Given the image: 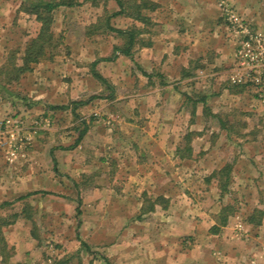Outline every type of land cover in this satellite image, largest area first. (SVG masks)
I'll list each match as a JSON object with an SVG mask.
<instances>
[{
    "label": "rangeland",
    "instance_id": "374dc122",
    "mask_svg": "<svg viewBox=\"0 0 264 264\" xmlns=\"http://www.w3.org/2000/svg\"><path fill=\"white\" fill-rule=\"evenodd\" d=\"M21 1L0 0V65L5 63L14 51H16V60L20 62L18 58L21 57L26 43L37 34L39 29L40 24L35 17L21 9ZM220 3L224 16L223 23L220 25V34H217L226 43L224 58L227 62L222 74L225 75L227 71V77L244 74L235 61L237 39L229 30L224 9L233 10L237 18L244 21L251 30L264 33V0H242L240 3H236L235 0H220ZM105 7L107 11L117 9L113 0H109L106 4L104 0H94V2L83 0L80 5L67 7L64 10L56 9L51 28L56 36L59 34L63 36L62 44L56 47L52 58H45L33 64L30 71L25 72L9 85L13 90L26 95L29 98L28 101L34 104L26 106L18 102L13 105L0 94V203L4 201L12 203L0 208V215L12 212L23 213L21 211L25 207V202L15 199L28 189L38 191L24 200L31 205L32 225H29L30 222L20 227L10 224L4 229V235L7 237L20 235L25 232L23 228L28 230L30 227V232L34 233L35 239L38 240L37 250L40 251V260H33L30 264L35 262L45 264V257L51 258L50 262L46 259V264H53V259L62 255L64 249H68L73 255L77 250L78 244L74 241V237L77 229L75 228L77 204L75 199L78 195L75 194L71 180L62 178V171L66 170L63 165L69 164L66 155L70 153L73 159H76V162L72 163L75 167L71 172L77 175L83 166L81 156L92 154L101 157L107 155L108 149H96L95 152L85 146L78 152H73L74 154L71 149L63 152V149H59L60 146L73 145L82 128L79 119L70 110H52L47 107L50 104L45 96L51 97L56 93H65L67 96L74 95V99L87 101L84 105L85 110L82 113L78 111L77 115H82V119L90 125L88 132H92L87 136L86 131L82 138H90L89 143L94 141L100 148V144L107 141L106 135L109 136L111 129L115 126L117 132L112 136L122 140L124 145L121 148L117 146L116 153L123 151L121 153L131 156L130 166L133 168L135 163L146 165L149 171L152 169L159 171L162 166L173 179L171 182L174 186L180 192L184 191L186 197H190L186 199L181 195L187 200V204L183 206L182 202H177V210L167 211L169 214L162 216L149 215L144 219L143 224H139L135 221L139 219V222L143 218H138L141 212L137 209L139 201L136 199L140 200V198L135 193L120 192L123 187L117 193L106 192L99 197L84 192L81 195L79 217L85 223L83 225L85 234H89L96 228L94 220L98 216L100 222L98 241L104 242L103 245L101 244L103 242H100L99 246H107L105 242L111 241V236H115L116 241L128 240L127 245L131 247L127 250L131 253L127 252L128 255H126V252L120 249L110 259L107 257L103 259L99 250H92L96 254L93 253L90 256L91 250L81 246L79 256L74 257L70 264H76L77 261L80 262L78 264H264V217L258 226H252L246 221L247 214L253 208L259 207L264 210V171L261 173L258 171L259 167L264 168V151H261L264 150V146L260 143L257 147L251 148L235 145L234 150H231L226 145L223 132L221 134V131L215 129L217 126L215 119L210 116H200L198 119L194 117L193 120H197L194 122L196 123L194 127L198 129L197 133L202 134L196 143L199 156L197 155L190 164L181 163L177 166V163L167 160L162 163L163 165L157 163V167L151 166L150 162L156 160V156H147L143 152L144 146L137 144L133 147L131 144L137 138H141L145 143L153 141L145 147L148 154L150 152L167 154L165 157L171 158L169 153L172 149L167 150L166 146H159L155 142L156 139H160L162 143L171 141L173 137L170 129L162 133L157 128L156 109L160 105L159 97H155L153 93L150 98H145L143 96L145 86L140 88L138 82L133 83L134 77L139 75L138 71H135L137 67L131 68L132 73L126 72L122 69L124 62L116 63L115 69L112 70L113 76L109 77L111 81H108L115 86L111 91L90 71L91 59L109 55L110 52L112 53V45L120 42V39L113 34L89 37L82 33L85 23H89L97 14H103ZM112 22L116 26L123 27L129 25L131 21L128 17L118 16ZM64 28L69 29L66 34H63ZM138 55L134 53V56L138 57ZM117 67L119 71H115ZM202 78L204 82L202 79L201 81L196 79L192 89L200 92L204 87V91L208 89L216 93L218 82L209 83L205 81V77ZM243 83L247 85L240 92L241 98L235 100L230 98L227 93L229 90L226 88L224 96L211 98L208 101L214 109H218V113H231L230 121L235 127V130L230 133L231 137L244 135L255 139L264 138V125H258L261 119L264 120V73L258 82L245 76V81L240 84ZM97 85L101 88H96ZM148 86L146 85L147 89ZM199 92L192 93L193 99L196 100L199 97ZM139 93L143 95L140 96ZM68 99L70 101V98ZM54 102H60V99H55ZM192 105L188 101L189 112ZM174 118L169 119L171 127L173 123L180 127V123L182 125L187 117L180 115L177 120ZM243 128L246 129L243 130ZM184 134L182 129L174 130L175 139L178 138L181 143H185ZM205 137L211 141L210 145L204 142V139H207ZM244 149H246L245 152ZM247 149L251 153L248 158L245 156ZM254 152V160L248 162ZM53 155L57 163L51 159ZM117 156L118 154L115 158ZM63 159L64 164L61 165L60 162ZM238 159L244 161H238ZM133 160L136 162L133 163ZM118 161L109 165L111 172L126 169L125 163ZM222 163H230L232 171L228 185L229 192L220 197L215 188L217 182H207L204 175H208ZM176 166L177 169H175ZM102 169L98 167L93 170V177H89V174L79 179L84 191L93 186L92 184L99 178L97 175H102ZM241 171L245 176L239 175ZM136 172L139 173V171ZM48 174L52 177L51 179H47ZM122 176L118 175L116 176L118 178L113 179L115 184L120 185V181H125ZM102 179L105 183L108 181L105 180L106 177L98 180ZM146 180L154 181V178L147 177ZM132 181L137 184L139 179L134 178ZM142 182L146 183V181ZM150 185L154 187V182H150ZM142 186L144 189H150L148 195L153 198L152 192L156 189L152 190L146 184ZM144 204L148 205L143 201ZM225 204H232L237 209L228 218L227 224L213 233L210 231L209 223L211 219L216 223V215ZM198 206L201 208L197 209ZM179 214L192 216V221L196 217V229L193 230L190 227L188 218H181ZM63 221L65 224H62ZM130 223L132 226L129 228L127 225ZM191 230L193 231L190 232ZM107 231L110 237L105 234ZM69 236L73 237V241L70 239L63 242V239Z\"/></svg>",
    "mask_w": 264,
    "mask_h": 264
},
{
    "label": "crops",
    "instance_id": "0c3cea01",
    "mask_svg": "<svg viewBox=\"0 0 264 264\" xmlns=\"http://www.w3.org/2000/svg\"><path fill=\"white\" fill-rule=\"evenodd\" d=\"M80 1H83V0H80ZM152 1L156 2L158 5L154 11L149 13L151 20L153 22V25L150 27H146V32H143L140 35L143 41L145 42L149 41L150 44L149 45H144V44L135 45L133 48V56L131 58L128 56L119 54L118 52H116L114 56H112L111 52L109 53V55H103L102 56L103 58L111 56L112 59L99 60L95 66V69L103 77L111 81L109 77L113 76L112 70L115 69L116 63L124 62L125 65L124 67H122V69L125 70L126 72L129 71L130 73H132L131 68L133 66L137 67V70L135 71H138L139 78L134 77L133 83L138 82L140 85V88L144 85L145 86L144 88L146 89L144 91L145 92L144 95L142 93H139L140 96L143 95L145 96V98L148 99L151 97V94L154 93L156 95L155 97H159L160 105L156 109L157 128L160 129L162 133L169 129L173 133V137L171 141H167V142L165 141L163 143L162 141H160V139L159 140L156 139L155 141L156 143L159 144V146H163V147L166 146L167 150L168 148L172 149V151L169 153L171 158L165 157L167 156V154L166 155L158 154V153L152 154V152L148 154V151L145 149V147L149 146L147 144L153 141H149L145 143V141H143L141 138H137L135 141L132 142L131 145H133V147L137 146V144L139 146L140 145L144 146L143 152H145V155L152 156V157L156 156L155 157L157 158L156 160H151L150 162L151 166L155 165L157 167V163H160L161 165H163L162 163L167 160L177 163V166L181 163L190 164L191 162L194 161L197 155L199 156V150L196 149V143H197V139L202 134L201 132H198L196 135H194L190 141L191 152L183 153L182 151H180L181 150L180 148L184 147L185 143H181V141H179L178 138L175 139L174 130L179 131L182 129L184 130V133H186L187 131L197 132L198 129L194 127L196 124L194 122H197V120L194 121L193 118L196 117V119H198L200 116H205L204 114H202L203 106H207L212 113L218 112L217 111L218 109L217 110L214 109L212 107L213 105L209 103L210 101L208 100L211 98H217V97L224 96V92L227 91L226 88L223 86L224 84L226 83L238 84V82H234L232 80V77L234 75H229V77H227L228 71L226 72L225 75L222 74L223 73L222 70L227 65V62L225 61V58H224L225 52H226L225 51L226 43L219 35L220 25L221 23H223L222 22L223 16H224L223 10H222L220 0H152ZM235 1L236 3L237 2L240 3L242 0L241 1L235 0ZM57 9L64 10V9H67V7L61 6ZM100 15H102V13L97 14L94 18L91 19V21H89V23L87 24L85 23L84 26L90 23H93L97 19V17ZM117 17L118 16L114 18H117ZM114 18H112V20ZM128 20H130L132 23L130 22L129 25L123 26L120 28H127L133 23L136 26L143 28V25L141 23L133 21L129 17H128ZM114 26L119 27L116 25ZM63 30H64L63 34H66L69 31V29H66V28H64ZM119 43L120 42H116L114 43V45H117ZM114 45H112L111 49L113 48ZM134 53L139 54L138 57L134 56ZM93 59L91 60L93 61ZM123 70H121V72ZM115 71H119V68ZM202 77H205V81L207 82L209 81V83H212V81H217L218 84L216 85V88L219 91L217 90L216 93L213 91H209L208 89L204 91L205 90L203 89L204 87H202V91L200 92L195 91V89H192L193 84L196 83L195 81L196 79H200V81L202 79V82H204L203 80L204 78ZM225 77L228 79H226ZM112 83L116 84L115 81H112ZM146 85H149L148 89ZM220 85L222 86L220 87ZM96 88H99V85H97ZM194 92H199L200 95L202 94V96L205 97V100H204L205 102L197 101L195 103V113L191 115L192 108L189 112L188 107H187L189 100L186 97L187 96L192 97L193 96L192 93ZM227 93L229 94L228 96L234 100L237 98L239 99L242 96L240 92L239 93L227 92ZM73 96L74 95L67 96V94L65 93L64 94L56 93L55 95H51V97L45 96V99L47 100V102H49L48 104L52 103L55 105H64L65 108H63L62 110L72 111V104H70V102L73 100H78L76 98L74 99ZM68 98H70V101ZM55 99H60V102H54ZM190 102L192 103V101ZM84 105L78 106L75 109V112L77 113L78 111H80L82 113L86 107ZM180 115L187 117L185 119V122L183 121L182 125L180 123V127L176 126V124L173 123V126L171 127V123L169 122V119L170 118L173 119L174 117H176V119L174 118V120H177V118ZM79 117L83 118L82 115H80ZM89 127L90 125L88 124L87 132L89 130ZM215 129L218 131H221V134L223 132V134L225 135V142H227L226 145L231 150H234L235 145L236 147L239 146V147L251 148V147H257L260 143V145L264 146L263 137H257L256 139L249 138L248 136L245 137L244 135H239L237 137H231V134L227 132L225 129L221 128L218 123H217V126H215ZM245 129L246 128H243V130ZM91 132L92 131H89L87 136H89ZM116 132L117 130L114 126V128L111 129L110 135L109 136L106 135L107 143L103 141L102 145L100 144V148H99V145L94 143V141H92L93 143H89L91 142V140L88 137L81 138V140L77 142V144L72 148H69V146L68 147L60 146L59 148V149H63L62 152L65 150L70 151L68 149H71L72 153L78 152L80 149L84 148L85 146H86L85 148L88 147L90 150H94V151L96 149L99 150V149H104V148L105 149L107 148L108 151H107V155H104L101 157L95 156L92 154L91 155L89 154L88 156H81V158H83V161H82L83 166L80 169V171L77 172V175H73V173L71 172L74 170V167H75L74 164L72 163H74V161L76 162V159H73V156L70 155V153L66 155L68 157L67 161L69 162L67 166L63 165L64 159L62 160V162H60L61 165L64 166L63 168L66 169L65 171L64 170L62 171V178L71 180V183L74 187L75 194L78 195L75 200L77 203L76 209L78 207V209L80 210V213L77 214L76 212L75 228L77 229H76V236L74 237V241L77 242L78 245H77V250L75 251L74 255L69 253L70 251L68 249L65 250L63 248L64 250L62 252V255H58V258H56L55 260L53 259V264H67V263L70 264V261H72L74 257L79 256L78 252L80 251L79 249L81 246H86L89 250H91L92 253L90 254V256H92V254L95 253L92 250H99L100 251L99 254L101 255L103 259L104 257H107L108 259H110L111 256L113 255L115 256L116 251L117 250L120 251V249H123V251L126 252L125 254L128 255L127 252L129 251L127 249H130L131 247L127 245V243H129L127 242L128 240L120 239L116 241L115 236L113 237L111 236V241L105 242L107 246H103V247L99 246L100 245L99 243L103 241L101 240L98 241L99 236H100L98 234L100 231L99 229L100 222H99L98 216L94 220L96 222L95 224L96 228L93 231L89 232V234H85L83 230V225L85 223L82 220V218L79 217V215L81 214V207H80V204H78V200H80V203H81V195L84 192L86 194L91 193V195L99 197L101 194H104L106 192L110 194L117 193L120 190V188L123 187V189H121L120 192L124 191L128 194V191H129L130 192L129 194L135 193L136 196L140 198V200L136 199L139 201L137 203L138 207L137 206L136 207L137 209H139L140 212L143 206V201L145 203V197H147L148 199L151 198L149 199V202H153L151 204L152 210L148 212H143L141 213L140 216H138V218L140 217L143 218V220L141 219L139 222H138L139 219L135 221L136 223H139V224H143L144 219L149 215L157 216L158 214L162 216L163 214H169L171 210L178 209L176 205L177 202L178 203L182 202L184 206V204H187L186 199H190V197L185 196L184 191L180 192L179 189L174 186V183L171 182V180L173 179L169 177V173L166 170H164L162 166H160L159 171L154 170V169L149 171V167H147L146 165H142L140 163L136 164L135 163L136 161L133 160V163H135V166L134 168L131 167L130 166L131 156H128L126 153H121L123 151H119V153H116L117 146L120 148L122 146L124 147V145L122 144V140H117L115 137L112 136V135H115ZM205 138L207 139H204V142L210 145L211 141L208 140V137H205ZM245 150L246 149H244L243 151L245 152ZM243 151L242 153H244ZM261 151L263 152L264 150H261ZM117 154L118 156L117 158H115ZM250 155L251 153H249L247 149V154L245 156H247L248 158ZM254 155H255V152L254 154H252V158L251 160L249 159L248 162H252V160H254L253 159ZM52 157L53 158L51 159L54 160V163H57V159L55 155H53ZM112 157L114 159H112ZM117 160H119L118 162L123 161L126 165V169L124 171L115 170V172L113 171L111 172L109 170V165L110 164L112 165V163H114V161H117ZM238 161H244V160L238 159ZM224 164L225 163H222L219 166H216L210 173H208V175H204L205 179H207V177L210 176V174L213 171L220 169ZM177 166L175 167V169H177ZM98 167L103 168L102 169L103 173L101 176L99 175L97 176L99 178L106 177L105 180H108V181H106L105 183L104 179L98 180L99 179L98 178L97 181H95V183L92 184L93 186L88 188V190L84 191L83 185L79 182V179L82 176L85 177L86 175H89V174H90L89 177H93L94 175L93 170H95ZM136 171H139V173L137 174ZM258 171L261 173V171H264V168L259 167ZM118 175H123L122 177L125 178V181H120L121 182L120 185L115 184V181L113 180L115 178H118L116 177ZM239 175L245 176V174L242 171L239 173ZM46 177L47 179L52 178L50 177L49 174ZM147 177L148 178L150 177V179L154 178V181L146 180ZM134 178L139 179V182H137V184L134 183V181H132L134 180ZM142 181H146V183H143ZM209 181H211V183H213V181L217 182L215 184L216 185L215 188H217V194H219L220 197L223 196L221 194V189L218 186V180L216 178H211V180ZM150 182H154V185H153L154 187L150 185ZM141 184L142 185L146 184V186L148 188H152V190L156 189L152 192V194H154L153 198L148 195L150 192L149 191L150 189H144ZM85 187H88V186H85ZM37 192H38L37 189L36 190L28 189L22 195H26L28 193H37ZM39 192L46 193L44 191H39ZM205 192H206V188H205ZM32 195L33 194H31L30 196ZM181 195L185 196L186 199H183ZM158 196H163L167 199L166 207H163V204H161L160 202H155V198ZM149 202H148V205H149ZM198 208H201V207L198 206L197 209ZM198 214L199 213H197V215ZM179 215L181 218H188L190 227L193 228V230L196 229V225H197L196 217L193 218L194 221H192V218H191L192 216H188L187 214H184L182 216L181 214ZM206 218L209 219V217H206ZM32 219L33 218L31 217L25 218L23 215L21 217L19 215V217L12 224H15V226L20 227V225H24V224L26 225L27 222H30V224L29 223L28 224L31 226ZM123 222H124V219H123ZM62 224H65L64 221L62 222ZM213 224H215V222L213 219H211L209 225L212 226ZM131 226H132V223L127 225V227L129 228ZM193 230H191L190 232H192ZM23 231L25 232H23L20 235L19 234L13 235L11 237H7L5 235V238L9 246L13 247V253L9 257V261L7 264H30V262L33 260H40V256H39L40 251L37 250L38 240H36L33 234L30 232V227H28V230L27 228L25 229L23 228ZM105 234L110 237L108 231ZM177 234H180V233H177ZM72 238L73 237L71 236L66 237L63 239V242L67 240L69 241ZM101 244L103 245L104 242ZM130 253L131 251L129 252V254ZM46 259L48 262L51 261L50 257H45V260H44L45 264H46ZM54 262H57V263H54ZM78 263L80 262L77 261L76 264ZM35 264H37V262H35Z\"/></svg>",
    "mask_w": 264,
    "mask_h": 264
},
{
    "label": "trees",
    "instance_id": "16d2710c",
    "mask_svg": "<svg viewBox=\"0 0 264 264\" xmlns=\"http://www.w3.org/2000/svg\"><path fill=\"white\" fill-rule=\"evenodd\" d=\"M92 1V0H91ZM109 0H104L105 4ZM117 5V9L112 11H107L106 7L103 9V14L98 16L97 19L86 26L83 27V34L85 36L92 37L94 35H106L113 34L115 37L120 39V43L113 46L112 56L115 55L116 52L122 54L124 56L132 57L133 56V48L135 45H149V41L145 42L141 38V33L146 32V27H150L153 25V22L150 17V12L154 11L157 8V3L152 0H113ZM21 9L31 14L35 17V19L39 22V29L37 34L34 37H31L26 43L22 55L20 58V62L17 61V57L15 56L14 51L11 55H9L7 61L0 65V94L3 98L7 99L11 102V104L16 105L18 102L20 104L30 106L34 103L28 101L29 98L26 95H23L15 90H13L9 85L14 82V80H18L22 74L32 69V65L40 62L45 58H52L55 49L59 44L63 42V36L59 34L56 36L52 30V24L54 19V11L61 7H74L76 5H80L83 1L80 0H22L21 1ZM94 2V0H93ZM116 16H124L129 17L133 21L139 22L143 25V28L136 26L134 23L127 28L115 27L111 20ZM109 60L112 57H102L96 58L90 63V71L91 74L100 81L107 89L111 91L113 86L109 83V81L103 77L96 69L95 66L99 60ZM247 84H224L223 86L229 90L231 93H239L243 91V88ZM259 87V86H257ZM200 95V94H199ZM257 93H255V97H257ZM94 97V96H93ZM110 97V95H108ZM189 101H192V112L191 115L195 113V103L197 101L205 102V97L202 94L198 99H192V97H186ZM30 102V103H29ZM87 101L82 100H73L70 102L72 104V113L79 119V124L82 125V128L78 132V136L69 148L74 147L77 142L81 140L84 134L87 131L88 124L84 119L80 118L79 115L75 112V109L78 106H82L86 104ZM194 106V107H193ZM49 109H63L64 105H55L50 104L47 106ZM202 114L205 116H210L216 120V122L220 125L221 128L225 129L227 132L231 133L235 129L232 126L233 122L230 120L231 113H212L207 106H203ZM93 118V117H92ZM259 124L264 125V120H260ZM245 126V125H244ZM196 131H187L183 138L185 139L184 147L180 148L183 153L191 152L190 141L194 135H196ZM231 171L232 165L230 163H225L220 169L213 171L210 176L207 177V181L211 178H216L218 180V186L221 189V194H225L229 192L228 185L231 181ZM34 193H28L26 195H21L17 197L16 201L25 202V207L22 208L23 213L12 212L6 215H0V264H7L9 261V257L13 253V247L9 246L5 235L4 229L12 224L20 214H22L25 218H30V207L26 201L27 197ZM148 203L149 200L145 197V203ZM155 202H160L163 204V207H166L167 199L163 196H158L155 198ZM153 202H149V205H143L141 208V213L148 212L152 210L151 204ZM12 204L10 201H4L0 204V207H4L6 205ZM78 204H80V200H78ZM235 208L232 204H225L221 207L220 211L216 215V223L210 227V231L216 233L219 231L221 226L227 224L228 218L234 213ZM25 212V214H24ZM77 214L80 213V210L76 209ZM264 217V210L255 207L249 212L246 216V221L248 224L252 226H258L261 224L262 219ZM34 236V233H33Z\"/></svg>",
    "mask_w": 264,
    "mask_h": 264
},
{
    "label": "built area",
    "instance_id": "2783aa9c",
    "mask_svg": "<svg viewBox=\"0 0 264 264\" xmlns=\"http://www.w3.org/2000/svg\"><path fill=\"white\" fill-rule=\"evenodd\" d=\"M229 30L237 39L235 61L244 74L232 77L234 82H244L245 76L255 82L264 73V33L253 31L244 21L237 18L231 9H224Z\"/></svg>",
    "mask_w": 264,
    "mask_h": 264
}]
</instances>
